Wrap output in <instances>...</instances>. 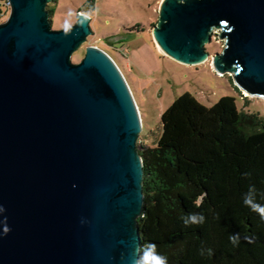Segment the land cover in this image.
Wrapping results in <instances>:
<instances>
[{
  "label": "water",
  "instance_id": "1",
  "mask_svg": "<svg viewBox=\"0 0 264 264\" xmlns=\"http://www.w3.org/2000/svg\"><path fill=\"white\" fill-rule=\"evenodd\" d=\"M7 1L0 23V264H132L144 195L136 146L142 123L130 87L95 46L72 62L91 34L87 13L53 29L51 0ZM215 27L226 46L213 68L264 98V0H162L152 34L172 59L198 64Z\"/></svg>",
  "mask_w": 264,
  "mask_h": 264
},
{
  "label": "trees",
  "instance_id": "2",
  "mask_svg": "<svg viewBox=\"0 0 264 264\" xmlns=\"http://www.w3.org/2000/svg\"><path fill=\"white\" fill-rule=\"evenodd\" d=\"M94 1L85 0L90 13ZM5 7L0 0L8 14ZM46 10L50 16L55 6ZM161 124L156 144L138 149L139 248L155 243L167 264H264V219L244 204L251 195L264 205V118L239 109L234 95L208 106L185 91L163 111ZM191 214H202L203 223L186 224ZM237 234L234 246L229 237Z\"/></svg>",
  "mask_w": 264,
  "mask_h": 264
},
{
  "label": "rangeland",
  "instance_id": "3",
  "mask_svg": "<svg viewBox=\"0 0 264 264\" xmlns=\"http://www.w3.org/2000/svg\"><path fill=\"white\" fill-rule=\"evenodd\" d=\"M161 1L95 0L91 13L85 0H51L47 4V8L55 6L49 16L53 29L71 26L79 11L90 16L91 34L71 60L80 62L87 46L103 50L114 60L139 108L142 129L137 148L156 144L162 129L161 114L185 91L208 106L224 95H234L239 109L257 112L264 118V98L238 91L231 73L222 74L213 68V56L226 46L225 38L220 36L221 28L212 29L211 39L205 44L208 57L201 63H180L159 51L152 32ZM7 16H0V23Z\"/></svg>",
  "mask_w": 264,
  "mask_h": 264
},
{
  "label": "clouds",
  "instance_id": "4",
  "mask_svg": "<svg viewBox=\"0 0 264 264\" xmlns=\"http://www.w3.org/2000/svg\"><path fill=\"white\" fill-rule=\"evenodd\" d=\"M182 3L183 0H180ZM247 174V173H246ZM76 185L73 184V187ZM206 196V193H202L201 196L196 200V205L199 207L200 204L203 203L204 197ZM244 204L250 206V208L259 213L261 219H264V205L255 203L252 199L251 195H248L244 198ZM5 211V208L2 204H0V213H3ZM6 220V218H4ZM204 216L202 214H191L187 218H185V223H203ZM10 229L5 224L4 226V233L6 234ZM229 239L231 240L232 244L238 245L239 244V235H230ZM245 239L249 240L251 242V239L249 237H245ZM137 253H140L142 251V255L138 254L136 258L133 260L132 264H167V258L163 255H160L156 252V244L152 242L146 243V245L141 249L137 248ZM208 255L211 256L213 250L209 248Z\"/></svg>",
  "mask_w": 264,
  "mask_h": 264
},
{
  "label": "built area",
  "instance_id": "5",
  "mask_svg": "<svg viewBox=\"0 0 264 264\" xmlns=\"http://www.w3.org/2000/svg\"><path fill=\"white\" fill-rule=\"evenodd\" d=\"M5 6H6L5 7L6 9L8 8L10 10V5H9V2L7 0H5ZM4 14H6V12L4 11V9H0V16H3ZM139 115H140V113H139Z\"/></svg>",
  "mask_w": 264,
  "mask_h": 264
},
{
  "label": "bare ground",
  "instance_id": "6",
  "mask_svg": "<svg viewBox=\"0 0 264 264\" xmlns=\"http://www.w3.org/2000/svg\"><path fill=\"white\" fill-rule=\"evenodd\" d=\"M156 46L158 47L159 51L161 53H163L164 55H166V53L162 50V48L156 43ZM137 104V103H136ZM138 107V106H137ZM138 111H139V108H138ZM140 113V112H139Z\"/></svg>",
  "mask_w": 264,
  "mask_h": 264
}]
</instances>
